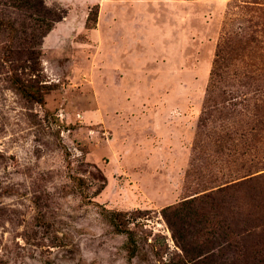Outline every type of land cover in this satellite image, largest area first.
Instances as JSON below:
<instances>
[{"label":"rangeland","instance_id":"rangeland-1","mask_svg":"<svg viewBox=\"0 0 264 264\" xmlns=\"http://www.w3.org/2000/svg\"><path fill=\"white\" fill-rule=\"evenodd\" d=\"M172 9L41 0L37 103L11 81L36 16L0 0V264H192L161 209L264 173V0Z\"/></svg>","mask_w":264,"mask_h":264},{"label":"trees","instance_id":"trees-1","mask_svg":"<svg viewBox=\"0 0 264 264\" xmlns=\"http://www.w3.org/2000/svg\"><path fill=\"white\" fill-rule=\"evenodd\" d=\"M9 3L19 12L27 14L29 19L36 16L19 24L22 33L30 30L28 38L24 39L27 49L24 58L29 63L30 76L23 79L13 72L11 81L24 98L43 103L47 88L38 78V54L32 44L34 36L48 31L58 16L46 20L47 11L38 10L41 0H9ZM0 26L16 32L11 22L0 20ZM234 105L230 104L231 107ZM225 107L223 104L221 110ZM231 107H228L230 116L234 117ZM220 112L223 119L228 118V115L224 117V111ZM245 134L237 132L241 137ZM227 142H235L229 131L215 140L219 146ZM244 154V151L240 152V156ZM215 187L161 209V216L184 259L192 264H264V173L244 166L238 176L228 178ZM116 228L130 234L119 224Z\"/></svg>","mask_w":264,"mask_h":264},{"label":"crops","instance_id":"crops-1","mask_svg":"<svg viewBox=\"0 0 264 264\" xmlns=\"http://www.w3.org/2000/svg\"><path fill=\"white\" fill-rule=\"evenodd\" d=\"M144 1L146 2L147 0H144ZM153 1L154 3L159 4V5L173 7L174 9H172V11H175L181 8V6H187L190 3H193L194 0H153Z\"/></svg>","mask_w":264,"mask_h":264}]
</instances>
